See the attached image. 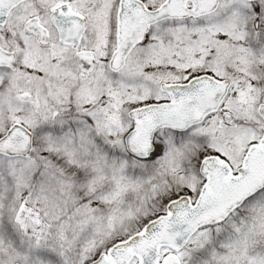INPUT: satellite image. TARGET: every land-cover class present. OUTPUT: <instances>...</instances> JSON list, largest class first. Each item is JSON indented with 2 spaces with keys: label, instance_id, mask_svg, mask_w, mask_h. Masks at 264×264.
I'll use <instances>...</instances> for the list:
<instances>
[{
  "label": "snow or ice",
  "instance_id": "obj_1",
  "mask_svg": "<svg viewBox=\"0 0 264 264\" xmlns=\"http://www.w3.org/2000/svg\"><path fill=\"white\" fill-rule=\"evenodd\" d=\"M0 264H264V0H0Z\"/></svg>",
  "mask_w": 264,
  "mask_h": 264
}]
</instances>
